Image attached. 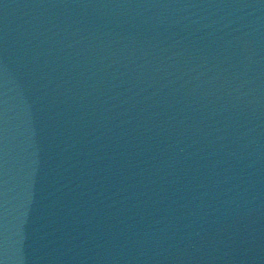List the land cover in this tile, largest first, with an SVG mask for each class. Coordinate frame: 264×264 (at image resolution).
Wrapping results in <instances>:
<instances>
[{"label": "water", "instance_id": "obj_1", "mask_svg": "<svg viewBox=\"0 0 264 264\" xmlns=\"http://www.w3.org/2000/svg\"><path fill=\"white\" fill-rule=\"evenodd\" d=\"M3 264H264V0H0Z\"/></svg>", "mask_w": 264, "mask_h": 264}, {"label": "snow or ice", "instance_id": "obj_2", "mask_svg": "<svg viewBox=\"0 0 264 264\" xmlns=\"http://www.w3.org/2000/svg\"><path fill=\"white\" fill-rule=\"evenodd\" d=\"M0 264H3V261H0Z\"/></svg>", "mask_w": 264, "mask_h": 264}]
</instances>
